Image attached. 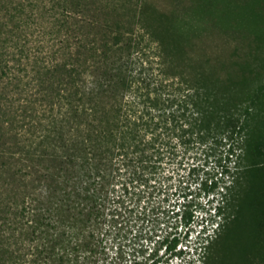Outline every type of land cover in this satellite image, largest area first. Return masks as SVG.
<instances>
[{
    "label": "trees",
    "instance_id": "obj_1",
    "mask_svg": "<svg viewBox=\"0 0 264 264\" xmlns=\"http://www.w3.org/2000/svg\"><path fill=\"white\" fill-rule=\"evenodd\" d=\"M216 9L0 0V264H98L104 231L192 146L222 150L190 264H264V28ZM193 192L167 229L192 225ZM171 235L148 259L182 255Z\"/></svg>",
    "mask_w": 264,
    "mask_h": 264
},
{
    "label": "rangeland",
    "instance_id": "obj_2",
    "mask_svg": "<svg viewBox=\"0 0 264 264\" xmlns=\"http://www.w3.org/2000/svg\"><path fill=\"white\" fill-rule=\"evenodd\" d=\"M170 1L172 0H161L165 3ZM209 1L219 8L216 9L215 16L224 27L235 25L253 32L264 28V19L257 14L258 7L264 10V0ZM215 148L217 149L211 153L205 146H192L186 153L179 154L172 162L163 166L157 178L149 182L150 186L147 188L149 193L146 195L143 192L140 195L130 193L129 197L134 195L126 213L130 217L126 218L120 231H104L102 237L106 254L98 264H135V259L143 260L142 264H155L154 260L148 257L156 247L159 248V255L165 254L166 245H161L159 240L167 232H172L171 237L179 236L176 250L182 255L171 257V253H168L162 262L156 264H190L192 258L190 245L196 240L197 230L201 228L198 224H202V219L206 218L212 205L208 200L213 198L211 193L207 194L197 189L199 175L203 176L205 170L216 163L215 160L220 156L222 148L219 146ZM192 190L194 192L189 196L194 197L189 209L192 214V225L185 226L180 223L178 227L167 229L171 225L170 221L181 217L176 214L182 208L184 196ZM119 247L124 251L121 257L116 255Z\"/></svg>",
    "mask_w": 264,
    "mask_h": 264
}]
</instances>
